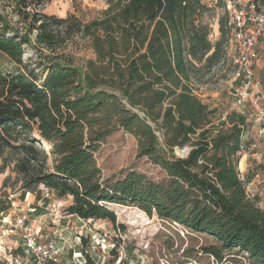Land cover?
Listing matches in <instances>:
<instances>
[{"label":"trees","instance_id":"obj_1","mask_svg":"<svg viewBox=\"0 0 264 264\" xmlns=\"http://www.w3.org/2000/svg\"><path fill=\"white\" fill-rule=\"evenodd\" d=\"M1 1L18 19L0 12V52L14 64L0 66V158L11 152L23 188L44 184L57 198L71 196L66 210L83 220L116 224L112 205L137 206L215 239L203 250L219 262L243 253L264 264V208L239 177L250 122L233 110L216 124L218 109L198 93L225 56L226 1L217 4L216 43L207 0H108L86 22L44 13L45 0ZM77 37L94 59L77 63L63 52ZM118 130L135 136L138 157L168 178L136 170L105 177L96 153ZM185 147L187 156L175 154Z\"/></svg>","mask_w":264,"mask_h":264},{"label":"rangeland","instance_id":"obj_2","mask_svg":"<svg viewBox=\"0 0 264 264\" xmlns=\"http://www.w3.org/2000/svg\"><path fill=\"white\" fill-rule=\"evenodd\" d=\"M218 2L219 0H207V3L214 8V12L206 14L204 19L211 25L212 43H216L220 38L219 19L223 15L224 7L217 5ZM107 7L108 0H45L41 9L46 14L59 17L74 14L86 22L101 16ZM0 12L9 15V18L13 17L14 20L18 19L12 12V8L1 0ZM77 41V44H70L63 52L73 56L77 63L94 59L95 55L88 48L87 40L77 37ZM27 53L35 55L31 48H28ZM0 66L13 68L14 64L0 52ZM231 66V64L219 65L217 69L206 74L198 90L206 103L218 109L216 124H220L228 112L238 111L230 84ZM261 72L263 74V70ZM262 150L264 149H260ZM175 154L182 155L177 149ZM96 158L105 177L114 174L120 176L122 172L136 170L154 181H163L168 178L167 172L161 166L153 163L148 157H138L137 138L124 130L111 134L97 151ZM247 160L248 174L252 178L257 173L260 175L251 187V194L259 198L260 206L264 208V157H249ZM14 162L11 152L6 157L0 158V194L3 196L0 199V211L11 212L14 209L15 203L12 201L8 203L7 200L10 194L23 195L18 197L20 202L15 201L21 204L26 193L30 192L23 188L22 177L15 172ZM239 168H242L240 163ZM56 199L61 201L62 211L72 202L71 196L56 197ZM112 208L117 215L116 224L109 221L80 220L77 216H69L60 221L64 227V234L72 239L76 236L81 238V244L75 250L85 249L96 264H250L243 253H237L235 258L232 254L226 253L222 262L217 261L203 250L204 247L215 243V239L192 231L181 224L159 218L156 214L150 216L137 206L114 204ZM43 213V210H39L32 215ZM43 218L47 219L43 227L44 233L51 234L53 237L55 230L53 218L47 215ZM98 242H100L99 245H97ZM20 245L18 237L0 225V259L9 258L10 255L13 257L20 255L22 251ZM73 255L74 249H70L69 254L66 255L68 259L65 258V260H72Z\"/></svg>","mask_w":264,"mask_h":264},{"label":"built area","instance_id":"obj_3","mask_svg":"<svg viewBox=\"0 0 264 264\" xmlns=\"http://www.w3.org/2000/svg\"><path fill=\"white\" fill-rule=\"evenodd\" d=\"M225 1L231 31L225 45V56L214 69L219 65H232L230 84L239 107L238 112L246 115L250 122L241 145V158L250 154L262 158V142L260 139L251 140V135L255 129L259 137L264 135V78L255 71L260 60L258 44L264 35V7L257 0ZM178 150L183 157L190 151L188 147ZM247 174L246 169L239 168L240 179L246 183L249 195L255 197V194H251V187L260 175L257 173L249 180ZM18 197L23 195L12 193L7 196L8 203H15L14 209L11 212L0 211V225L18 237L22 251L16 257L10 255L9 258L0 260H5L7 264H88L83 249L75 250L81 244V238L76 236L72 239L64 234V227L60 223L63 218L75 215L69 214L66 209L61 210V201L56 199L53 190L41 184L38 189L27 192L21 204L15 202H20ZM2 198L0 194V199ZM39 210H44V213L32 215ZM44 215L53 218V237L43 231L47 221L43 218ZM99 244L100 242L97 245ZM70 249H74L73 259L66 261Z\"/></svg>","mask_w":264,"mask_h":264},{"label":"crops","instance_id":"obj_4","mask_svg":"<svg viewBox=\"0 0 264 264\" xmlns=\"http://www.w3.org/2000/svg\"><path fill=\"white\" fill-rule=\"evenodd\" d=\"M258 48H259V53H260V60H259V62L256 65L255 71H256V74L258 76L264 78V35L259 40ZM262 70H263V74L261 72ZM200 97H203V95L200 96ZM238 109H239V107H238ZM255 139H260L261 140V142H262V149H264V135L261 136V137H259L258 133L256 132V129L253 131V133L251 135V140H255ZM249 157H256V156H255V154H250V155H247V156L241 158L240 166H242V169H247V167H248V160L247 159Z\"/></svg>","mask_w":264,"mask_h":264},{"label":"water","instance_id":"obj_5","mask_svg":"<svg viewBox=\"0 0 264 264\" xmlns=\"http://www.w3.org/2000/svg\"><path fill=\"white\" fill-rule=\"evenodd\" d=\"M26 55H28V54H26ZM177 150H178V148H177Z\"/></svg>","mask_w":264,"mask_h":264},{"label":"bare ground","instance_id":"obj_6","mask_svg":"<svg viewBox=\"0 0 264 264\" xmlns=\"http://www.w3.org/2000/svg\"><path fill=\"white\" fill-rule=\"evenodd\" d=\"M243 162V161H242Z\"/></svg>","mask_w":264,"mask_h":264}]
</instances>
